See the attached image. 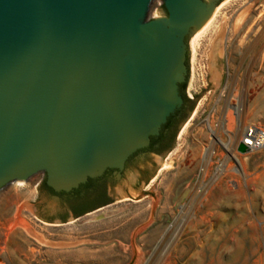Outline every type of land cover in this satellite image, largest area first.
<instances>
[{"label": "water", "instance_id": "95a60500", "mask_svg": "<svg viewBox=\"0 0 264 264\" xmlns=\"http://www.w3.org/2000/svg\"><path fill=\"white\" fill-rule=\"evenodd\" d=\"M153 1L0 0V189L42 172L71 192L159 135L183 104L186 39L225 0H162L149 20Z\"/></svg>", "mask_w": 264, "mask_h": 264}, {"label": "rangeland", "instance_id": "374dc122", "mask_svg": "<svg viewBox=\"0 0 264 264\" xmlns=\"http://www.w3.org/2000/svg\"><path fill=\"white\" fill-rule=\"evenodd\" d=\"M226 1L190 40L186 93L197 104L172 149L139 160L140 168H150L140 183L137 169L116 175L108 184L112 204L63 224L43 220L34 208L43 173L0 189V264H264V152L246 161L233 186L221 181L182 214L202 153L200 123L191 122L228 72L244 85V117L264 126V0ZM163 8L154 0L148 19ZM149 177L155 178L144 191ZM21 220L55 246L32 239Z\"/></svg>", "mask_w": 264, "mask_h": 264}, {"label": "built area", "instance_id": "2783aa9c", "mask_svg": "<svg viewBox=\"0 0 264 264\" xmlns=\"http://www.w3.org/2000/svg\"><path fill=\"white\" fill-rule=\"evenodd\" d=\"M244 91V85L235 81L228 72L211 104L207 107L205 103L191 122L193 126L196 119L199 121L203 135L190 202L207 194L223 180L233 186L235 178L244 172L246 161L264 152V126L248 122L244 117ZM241 146L247 148L245 153L240 151Z\"/></svg>", "mask_w": 264, "mask_h": 264}, {"label": "flooded vegetation", "instance_id": "af4514ba", "mask_svg": "<svg viewBox=\"0 0 264 264\" xmlns=\"http://www.w3.org/2000/svg\"><path fill=\"white\" fill-rule=\"evenodd\" d=\"M163 14L156 16L149 20L162 18L164 15L169 16L168 11L163 2ZM192 39H186L189 41ZM188 56L186 58V65L188 66ZM187 82L188 75L185 82L179 84L180 96L183 99V104L173 113L167 120V122L160 129L159 135L152 136L150 138L149 145L143 149L134 153L126 162L125 169H137L139 173L138 183L141 182V178L150 174L149 166L145 165L140 168L138 166L141 158L148 159L150 155L161 157L166 154L174 145L175 138L179 134L180 125L185 122L191 113V109L194 104L193 98L187 96ZM124 171L116 169H108L101 177L90 179L86 184L81 185L79 188L72 190L71 192H55L47 184V175L43 173V177L38 183L39 193L38 199L35 202L34 208L36 213L45 221L54 223L60 221L66 222L70 217L80 218L86 214L94 212L101 208V206H108L111 198L108 194V184L114 180L116 175H123ZM147 178L144 191L150 185V182L154 180ZM56 199L57 205L51 207L48 200Z\"/></svg>", "mask_w": 264, "mask_h": 264}, {"label": "bare ground", "instance_id": "6f19581e", "mask_svg": "<svg viewBox=\"0 0 264 264\" xmlns=\"http://www.w3.org/2000/svg\"><path fill=\"white\" fill-rule=\"evenodd\" d=\"M226 1V0H225ZM226 2H228V1H226ZM225 2V3H226ZM224 3V4H225ZM223 4V5H224ZM223 5H221L220 7H218L217 9H216V11L214 12V14L212 15V17L208 20V22L202 27V29L199 31V33L198 34H201V32H203L214 20H215V17H216V15H217V13H219V11L221 10V8H222V6ZM199 36V35H198ZM198 38V37H197ZM194 119V118H193ZM192 119V120H193ZM189 126L190 125H188L187 127H186V129L184 130V135H185V133H186V131H187V129L189 128ZM172 164H173V161H171V159L168 161V165H166V167H168L169 168V170L171 169V168H173V166H172ZM42 173V172H41ZM37 175V174H36ZM35 176V175H34ZM17 183L18 184H24L25 183V181H23V180H19V181H17ZM192 202V201H191ZM191 202L186 206V207H183L182 208V214H185V212H186V210L188 209V207H189V205L191 204ZM18 224L21 226V227H23V229L26 231V233H27V235H29L32 239H34V240H36L37 242H39L40 244H45V245H49V246H55L53 243H49V241L47 242V241H45L44 239H43V237L37 232V231H35L29 224H27L25 221H18ZM57 246V245H56Z\"/></svg>", "mask_w": 264, "mask_h": 264}, {"label": "trees", "instance_id": "16d2710c", "mask_svg": "<svg viewBox=\"0 0 264 264\" xmlns=\"http://www.w3.org/2000/svg\"><path fill=\"white\" fill-rule=\"evenodd\" d=\"M196 104H197V102H194L193 107H192V109H191V113L194 111ZM175 139H176V138H175ZM171 149H172V148H171ZM89 180H90V179H89Z\"/></svg>", "mask_w": 264, "mask_h": 264}]
</instances>
